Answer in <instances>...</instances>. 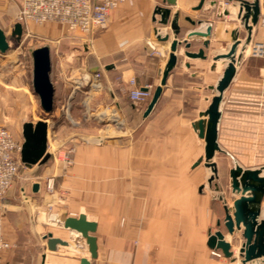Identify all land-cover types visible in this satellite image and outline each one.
<instances>
[{"label": "crops", "instance_id": "0c3cea01", "mask_svg": "<svg viewBox=\"0 0 264 264\" xmlns=\"http://www.w3.org/2000/svg\"><path fill=\"white\" fill-rule=\"evenodd\" d=\"M199 1L177 0L170 6L168 22L163 24L158 22L159 14L154 19L155 8L163 5V0H127L111 11L106 27L86 34L89 45L82 62L101 73L102 84L97 89L102 102L114 103L132 127L129 133L86 149V197H102L100 209L93 205L80 212L98 223L97 255L88 256L92 264L102 252L108 253L107 264H241L242 229L235 230L240 239L233 242L230 233L221 227L232 242L233 260L216 255L207 239L210 231L218 228L219 220L223 224L224 206L228 204L233 211V200L239 196L230 194V169L236 163L247 168L264 166V57L251 55L249 44L224 92L218 142L233 165L228 167V185L224 186L220 182L223 159L216 152L212 161L218 172L209 181L213 171L206 164L205 139L196 134L194 123L206 118L204 111L217 93L216 85L227 63V59H215V55L229 49L243 23L237 16V0H205L200 9H195ZM20 2L0 0V9L17 15ZM176 13L179 33L171 26ZM209 23L213 27L208 36H192L190 48L184 44L178 47L177 64L159 101L141 120L160 83V66L167 63L172 40L183 41L191 30L205 31ZM158 35L168 38L161 40ZM206 39L208 47L204 46ZM252 41L264 42L263 6ZM201 47L205 48V57L186 55ZM50 74L56 96L52 69ZM4 76L9 84L8 75H0L5 81ZM143 87L147 88L145 94L132 98V91ZM63 168L61 165L60 170ZM260 207L262 219L264 197ZM93 213L97 214L95 218ZM133 239L137 240L135 244ZM82 242L84 249L88 247L85 239ZM70 243L64 251L59 250L57 241L53 248L56 258L62 264H79L85 251L77 254L73 249L76 245ZM42 255L48 259V253ZM251 263L264 264V256ZM1 264H25V254L20 247L6 248Z\"/></svg>", "mask_w": 264, "mask_h": 264}, {"label": "rangeland", "instance_id": "374dc122", "mask_svg": "<svg viewBox=\"0 0 264 264\" xmlns=\"http://www.w3.org/2000/svg\"><path fill=\"white\" fill-rule=\"evenodd\" d=\"M4 10L0 9V27L7 35L10 48L5 54H0V75L7 74L11 82L7 83L6 76V82L0 77V126L7 127L23 141V123L36 122L46 115L32 88L34 48L50 47L52 77L57 93L55 108L47 119L51 156L45 163L31 167L21 162L10 189L0 198V219L6 239L11 241L12 247H20V252L25 254V264H62L53 250L56 239L67 238L79 243L73 248L77 254L84 249V239L74 230L65 231L63 222L55 220V217L64 221L66 216H78L87 206L92 208L95 205L100 209L102 205V197H86L87 147L103 145L114 137L129 133L132 127L114 103L102 102L97 89L102 84L101 73L89 69L86 62H82L89 45L86 34L66 31L64 25L56 22H29L17 40L11 31L14 23L20 21L19 12L17 15L7 14ZM242 28L238 36L245 38L247 30L244 25ZM223 42L225 44L227 39ZM255 43L250 42L251 55H254ZM60 74L62 78L58 79ZM218 153L217 157L223 159L220 182L226 186L228 167L233 163L223 152ZM61 165L65 166L63 170H60ZM36 182L40 183V189L33 191ZM96 216L93 213L92 218ZM136 242L133 239V243ZM84 251V256H90L87 247ZM43 253H48V259H43ZM108 262V253L102 252L94 264Z\"/></svg>", "mask_w": 264, "mask_h": 264}, {"label": "water", "instance_id": "95a60500", "mask_svg": "<svg viewBox=\"0 0 264 264\" xmlns=\"http://www.w3.org/2000/svg\"><path fill=\"white\" fill-rule=\"evenodd\" d=\"M177 0H163V5H157L154 11V19L159 14V23H167L171 16V5H175ZM237 16L242 20L247 34L244 39L238 36V33L232 40L229 49L226 52L218 53L215 59H227V63L223 69V73L219 78L216 90L217 93L212 97L207 109L204 111L206 118H199L194 123L196 134L200 138L205 139V155L206 164L211 167L213 175L209 178L212 181L214 174L218 172V168L212 161L216 152L222 151L218 142V123L221 117L220 105L223 99L225 90L232 82L237 65L243 57L246 47L252 40L254 25H256L261 17V8H264V0H237ZM205 0H200L195 6V9H200ZM191 23L195 21L186 17ZM171 26L176 33L181 30L178 24V14L171 21ZM212 24H208L205 31L191 30L186 33L185 39L182 41L178 38L172 40L170 45L169 58L165 67L160 66V83L156 86L152 98L144 111L141 120L149 116L154 110L155 105L159 101L164 86L167 83L168 76L171 70L175 67L178 61L177 50L182 44L186 48H190L192 36H208L212 31ZM24 31V25L21 21L14 23L11 35L20 40ZM155 31L158 32L157 27ZM161 40H166L168 35H158ZM209 40L204 41V46L208 47ZM240 48L238 49V47ZM10 48L7 35L0 27V54H5ZM189 57H205V48L201 47L198 51H187ZM51 55L50 47L42 45L32 50V88L33 93L39 98L40 106L46 115L34 121H25L22 125L23 142L20 152V160L23 164L31 167L35 164L45 163L51 156L48 151V117L55 108V87L51 79ZM147 91L146 87L142 88ZM264 169L262 167L247 168L236 163L230 169L231 177V196L239 194L233 200V211L230 210L228 204L224 206L225 216L223 225L232 236V241H238L235 230L242 229L241 236L244 239L239 248L241 264H248L256 258L264 256V218L259 219L261 213V201L264 197V174H261ZM40 183L36 182L33 185V191H38ZM66 228L76 231L82 238L86 240L88 245L87 250L91 257L97 255V239L95 232L98 223L96 220L88 219L86 213H80L78 216H66L63 221ZM222 221H218V228L215 231H210L207 239V244L210 248L220 250L227 259L233 260L234 251L232 242L228 240L222 230ZM52 237V233H49ZM58 241L59 250H67L70 247V241L66 239H56ZM79 264H92V259L86 256L80 257ZM252 264V263H251Z\"/></svg>", "mask_w": 264, "mask_h": 264}, {"label": "built area", "instance_id": "2783aa9c", "mask_svg": "<svg viewBox=\"0 0 264 264\" xmlns=\"http://www.w3.org/2000/svg\"><path fill=\"white\" fill-rule=\"evenodd\" d=\"M127 0H21L19 20L27 26L29 22L43 24L56 22L70 31L88 34L95 28H104L113 9ZM253 54L264 56V42H256ZM145 94L140 88L132 91V98ZM22 140L5 126H0V198L4 197L15 180L20 166ZM12 243L6 239L0 219V264L1 254ZM220 255L219 251H213Z\"/></svg>", "mask_w": 264, "mask_h": 264}, {"label": "bare ground", "instance_id": "6f19581e", "mask_svg": "<svg viewBox=\"0 0 264 264\" xmlns=\"http://www.w3.org/2000/svg\"><path fill=\"white\" fill-rule=\"evenodd\" d=\"M239 48H240V47H239ZM246 48H247V47H246ZM244 52H245V51H244ZM243 55H244V54H243ZM55 220L59 221L60 223L63 222L62 219L58 220L57 217H55ZM73 244H75V245H79V243H77L76 241H75ZM70 245H71V244H70Z\"/></svg>", "mask_w": 264, "mask_h": 264}]
</instances>
